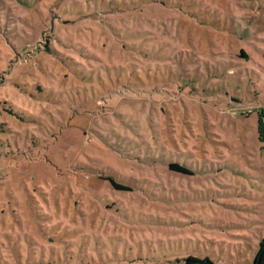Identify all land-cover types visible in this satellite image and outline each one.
Instances as JSON below:
<instances>
[{
    "label": "rangeland",
    "instance_id": "1",
    "mask_svg": "<svg viewBox=\"0 0 264 264\" xmlns=\"http://www.w3.org/2000/svg\"><path fill=\"white\" fill-rule=\"evenodd\" d=\"M262 239L264 0H0V264Z\"/></svg>",
    "mask_w": 264,
    "mask_h": 264
},
{
    "label": "trees",
    "instance_id": "2",
    "mask_svg": "<svg viewBox=\"0 0 264 264\" xmlns=\"http://www.w3.org/2000/svg\"><path fill=\"white\" fill-rule=\"evenodd\" d=\"M171 170L179 171L182 173H187V170L184 167H181L177 164H171L169 166ZM113 185V184H112ZM116 189H123V187L113 185ZM126 190V189H125ZM184 264H217L213 262L208 257L204 258H198L193 256H188L185 259H183ZM252 264H264V239L260 240L258 243L257 251L253 257Z\"/></svg>",
    "mask_w": 264,
    "mask_h": 264
}]
</instances>
